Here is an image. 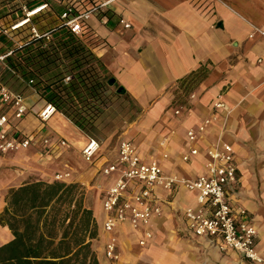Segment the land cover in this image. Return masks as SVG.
Instances as JSON below:
<instances>
[{"label":"crops","instance_id":"crops-1","mask_svg":"<svg viewBox=\"0 0 264 264\" xmlns=\"http://www.w3.org/2000/svg\"><path fill=\"white\" fill-rule=\"evenodd\" d=\"M97 1L108 4V14L106 22L99 17L91 20L97 40L93 51L139 104L141 115L149 123L164 120L161 157L157 152L140 150L141 154L147 160H159L168 175L196 177L205 172L207 149L218 141L230 143L238 166L239 193L233 200L248 209L258 230L257 249L264 258V61L258 62L264 38H249L252 25L264 28V0ZM121 20L131 26L126 28ZM201 69L206 76L186 96L184 91L191 83L188 76ZM192 93L196 97L191 98ZM217 102L225 107L216 109ZM28 103L37 110L45 101L33 95ZM177 108H181L178 115ZM214 116L216 120L198 133L197 140L190 141L188 130H198ZM37 121L43 125L41 133H47L55 144L65 138L71 146H54L51 154H44L43 143L36 141L28 149L0 154V213L11 188L31 179L54 181L57 172L68 171L73 177L76 154L81 149L82 155L89 141L88 135L59 111L46 124ZM20 127L31 133L23 120ZM192 148H198L200 154L184 161L183 155ZM99 155L102 160L108 158L101 150ZM90 165L97 171L98 180L102 178L101 204L92 200L90 208L103 222V196L116 176L104 177L98 172L99 166ZM77 177L91 186L90 171ZM158 195L167 200L165 214L153 220L154 236L146 246L139 244L143 230H135L128 223L116 230L123 261L119 264H264L250 261L233 249L222 251L218 245L186 232L182 210L197 206L195 192L178 185L171 191L159 190ZM9 232L10 238L0 245L12 239Z\"/></svg>","mask_w":264,"mask_h":264},{"label":"trees","instance_id":"trees-1","mask_svg":"<svg viewBox=\"0 0 264 264\" xmlns=\"http://www.w3.org/2000/svg\"><path fill=\"white\" fill-rule=\"evenodd\" d=\"M67 1L0 0L1 24L25 16L24 6L33 9L47 4L11 34L0 30V53L13 50L0 66V83L26 98L38 95L89 138L98 140L106 111L112 106L127 107L131 97L93 51L94 30L78 37L61 18ZM34 24L40 31L38 37L30 31ZM205 76L201 69L188 79ZM136 107L141 114L139 104ZM134 116L135 112L129 119ZM85 196L80 183L65 180L31 179L9 189L0 224L13 237L0 245V264H100L93 246L99 220Z\"/></svg>","mask_w":264,"mask_h":264},{"label":"built area","instance_id":"built-area-1","mask_svg":"<svg viewBox=\"0 0 264 264\" xmlns=\"http://www.w3.org/2000/svg\"><path fill=\"white\" fill-rule=\"evenodd\" d=\"M65 5L66 10L61 18L78 37H83L89 30H94L90 25L94 17L107 21L105 11L108 4L106 2L68 0ZM46 6L45 3L33 9L24 6L26 15L10 24L0 23V30L5 34H11L12 31L31 22V18ZM121 23H124L126 28L131 26L124 20H121ZM30 31L33 37L40 35L35 24ZM257 36L264 38V28L252 25L249 38L254 39ZM12 54L11 49L0 53V66H3L6 58ZM263 61L264 50L258 57L259 63ZM69 79L70 77H67V80ZM190 97L194 98L196 94L192 93ZM28 98L0 83V154L7 155L28 149L36 141L43 143L44 154H51L54 146L69 148L71 143L65 138L55 144L47 133L29 134L21 129L20 123L30 113L46 124L58 112L53 104L46 102L41 108L35 110V107L28 103ZM222 107H225L224 103H215L216 109ZM181 108L175 110L176 115L180 114ZM214 119L216 120V116L213 119H206L198 130L189 129L187 133L189 140L196 141L198 133H203L206 126ZM100 150L101 143L94 138H89L82 148V155L90 164L100 162L98 172L102 176H116L115 183L106 190L102 200L105 215L103 230L110 235L105 246V253L109 259L114 261L120 259L121 254L115 232L123 224L128 223L135 230H143L139 244L141 246L148 244L154 236L151 228L153 220L165 214L164 205L167 200L160 198L158 191H171L175 186L180 185L196 193L197 206L182 210L186 232L189 235L218 245L222 251L233 249L250 261L264 263V258L256 244L257 227L248 209L238 206L233 200V196L239 193L238 166L235 150L230 143L218 141L209 147L206 151L205 172L196 177L168 175L164 172L159 160H147L131 139H124L119 143L117 154L113 159L102 160L99 155ZM199 154L198 148H192L189 154L183 155V160L190 161L192 157ZM69 177L71 173L68 171L55 174L56 180H65Z\"/></svg>","mask_w":264,"mask_h":264},{"label":"rangeland","instance_id":"rangeland-1","mask_svg":"<svg viewBox=\"0 0 264 264\" xmlns=\"http://www.w3.org/2000/svg\"><path fill=\"white\" fill-rule=\"evenodd\" d=\"M93 19H97V17H94ZM202 79H196L194 81H191L189 83V86L187 87L186 96H188L189 92L195 91L198 86L200 85ZM115 92H117L116 87H113ZM184 98V97H183ZM120 100H118L119 102ZM128 102V106L122 107V105L119 106H112L109 108L105 113V119H103L104 123L99 128V133L97 135V139L102 144V154L105 157L113 158L116 155L117 147L119 143L124 139H131L133 142L137 144L140 150L148 152V153H156L159 157H161L162 153V146L160 145L161 140L164 137V133H161V125L164 123L163 119H159L156 122L149 123V120L146 116L141 115L137 113V103L134 102L132 98H130V101ZM135 112L134 119H129L131 117L132 113ZM36 119L35 121H33ZM24 127L30 126L31 130L27 132H31L29 134H34L37 132H41L40 129L43 127L40 122L37 121L36 116H33V114H28L24 120H23ZM103 127V128H102ZM27 128V127H26ZM100 165V162L95 163V166L98 167ZM73 166L75 168V173L73 177L67 178L69 182H78L80 183L86 191L85 196V203L86 205L90 206V202L94 200L96 203H100V191H101V179L98 180V174L94 167L88 164L81 155V149L79 150V153L76 154V160L73 161ZM90 169V170H89ZM90 171V175H92V181L91 186L83 184L78 178L77 175L81 174L82 172H88ZM94 177V178H93ZM56 180V179H55ZM8 192V191H7ZM7 194V193H6ZM6 196V195H5ZM101 216V214H100ZM99 236L97 239L93 241L94 243V249L96 250L100 264H119L121 260L118 261L114 260H107V255L105 254V246L109 239V236L106 232L103 230V222L99 220ZM10 232L9 229L0 224V243L7 241L10 238ZM2 239V240H1ZM121 254V252H120ZM107 257V258H106ZM130 263V262H128Z\"/></svg>","mask_w":264,"mask_h":264}]
</instances>
